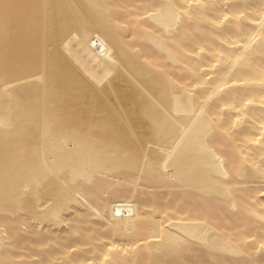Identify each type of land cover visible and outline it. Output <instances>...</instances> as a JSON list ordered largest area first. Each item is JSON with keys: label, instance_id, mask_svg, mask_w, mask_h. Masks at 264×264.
<instances>
[{"label": "bare ground", "instance_id": "1", "mask_svg": "<svg viewBox=\"0 0 264 264\" xmlns=\"http://www.w3.org/2000/svg\"><path fill=\"white\" fill-rule=\"evenodd\" d=\"M0 264H264V0H0Z\"/></svg>", "mask_w": 264, "mask_h": 264}, {"label": "rangeland", "instance_id": "2", "mask_svg": "<svg viewBox=\"0 0 264 264\" xmlns=\"http://www.w3.org/2000/svg\"><path fill=\"white\" fill-rule=\"evenodd\" d=\"M22 217H24V216H22ZM22 217L20 219H22Z\"/></svg>", "mask_w": 264, "mask_h": 264}]
</instances>
